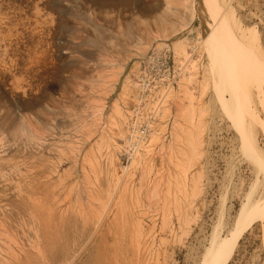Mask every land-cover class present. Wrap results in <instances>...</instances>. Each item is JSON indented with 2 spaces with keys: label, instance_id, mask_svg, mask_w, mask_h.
<instances>
[{
  "label": "rangeland",
  "instance_id": "1",
  "mask_svg": "<svg viewBox=\"0 0 264 264\" xmlns=\"http://www.w3.org/2000/svg\"><path fill=\"white\" fill-rule=\"evenodd\" d=\"M101 1H12L28 6L29 16L42 6L52 42L29 88L19 72L18 90L0 74V264H201L214 231L231 228L237 193L252 179L239 144L243 114L255 115L252 132L264 151L262 98L249 59L233 49L235 36L247 33L264 60V0H219L229 34L219 23L206 42L211 17L191 20L192 0ZM165 22L170 41L156 36ZM171 39H183L189 59ZM97 45L110 64L124 63L111 90L94 78L114 67L90 72V81L80 75L83 53H98ZM154 47L187 62L163 109L170 138L154 135L156 151L121 163L132 73ZM215 58L228 73L222 88ZM125 79L128 92L119 95ZM227 264H264V219L244 231Z\"/></svg>",
  "mask_w": 264,
  "mask_h": 264
},
{
  "label": "bare ground",
  "instance_id": "2",
  "mask_svg": "<svg viewBox=\"0 0 264 264\" xmlns=\"http://www.w3.org/2000/svg\"><path fill=\"white\" fill-rule=\"evenodd\" d=\"M12 1L13 0H0V74L7 76L10 86L18 90L17 87L19 86V79L16 78L17 75L15 76L16 72H19V75L24 78L22 80H25V82H22V80L20 79V83H26L25 86L29 88L33 80H35L37 76L41 74V70L44 69L46 65V51L49 49V47L46 45H48V43L52 41H48V36H50V33L48 32L49 28L47 29L46 27V20H43L42 12L44 10L41 11L40 9L42 6L39 8L37 5L35 6L33 4L35 7L31 5L32 7H34V9L33 13L31 12L32 14L29 16L27 11L29 12L30 10H27L28 8L26 9V7L28 6L24 5V7H19L13 4ZM20 1L23 2L24 0ZM101 2H103V0ZM189 3H191L190 5H188L191 9V20L197 18L203 23V20H205V18L207 19L208 16L211 17V21L209 23V32H204V34L201 36L203 42L209 41V39H211V31L213 30V27H215V25L219 23H221L222 25L221 33L224 36L229 34V17L226 15V12L224 11V8L222 7L219 0H208L206 6L204 5L202 0H200V2L199 0H192ZM27 5L29 4L27 3ZM98 6L101 5L99 4ZM103 9L105 8H102V10ZM45 14L44 17H46ZM52 26H54V24H52ZM156 33V36H158L159 40H164L166 38L167 40L169 39L168 41H170V26H168L166 22L156 31ZM174 35L175 34H172V36ZM235 38L236 39L233 43V49H237L238 51L243 53L247 57V59H249L248 66L253 74L252 80L254 84H256V89L262 98L260 105L264 108V60L254 54V45L251 43L249 37L247 36V33H242L241 36H235ZM227 42H229V40H227ZM171 43H173L174 45L173 48L175 52H177L184 59H189L188 53L183 43V39H171ZM229 46L230 44L228 45V47ZM96 48V50H98V53L88 52V54H85L82 52L84 54L83 56H85V60L83 61V67L80 70V75L82 76V78L90 81V72L96 70L97 68L103 69L105 67H114L115 69L111 71L109 76H98L97 78H94L95 80H97L96 83L98 85H102L103 90H106L107 88L111 90L113 89V84L117 81L119 75L122 72L124 63H121L119 65L110 64V61L102 54H100L106 51V48L102 45H97ZM155 48L156 47L152 49ZM216 60L217 59L215 58V68L219 72L221 79L219 87L222 88L224 85H226L228 73H225V70L223 71L222 66L217 67L219 63ZM20 86H22V84ZM22 89L23 88H21V90ZM128 89L129 82L127 81V79H125L119 95L126 94L128 92ZM224 98L223 100L226 101V99ZM229 99L234 102L233 100H236L238 98L236 94L230 93ZM127 110L128 106L126 108V111ZM113 112L115 116L113 117L114 121H117V118L119 117L121 118V110L117 104ZM240 118L242 121V132L239 136L240 150L246 153L250 158L252 169L249 174L252 179L248 183H246L245 186L240 188V192L237 193L238 208L232 218L231 228L227 231L226 235L222 236L216 234L217 231H214L210 245L204 253L201 264H227V261L232 255L234 248L244 231L247 230L255 222L262 221L264 219V151L257 145L255 135H253L252 132L254 124L253 120L255 118V115L249 114L248 116H246L245 114H243ZM166 120L168 121L169 119ZM168 126L169 122L168 125L165 123L164 127H161L162 131L166 129V127L168 128ZM92 160L93 163L98 165V159L94 158ZM196 176L197 175H195V177ZM196 180L197 179L195 178V180H193L192 182L194 183ZM177 183L175 184L179 185V183ZM140 237L141 227L140 225H137L136 239L138 240L140 239Z\"/></svg>",
  "mask_w": 264,
  "mask_h": 264
},
{
  "label": "built area",
  "instance_id": "3",
  "mask_svg": "<svg viewBox=\"0 0 264 264\" xmlns=\"http://www.w3.org/2000/svg\"><path fill=\"white\" fill-rule=\"evenodd\" d=\"M186 65L187 62L177 63L175 54L169 49H152L137 61L131 77L133 91L128 98L118 144L119 162L130 164L146 159L157 149L156 145H150L154 135H158L162 142L170 138V126L161 129L169 122L162 111L172 102Z\"/></svg>",
  "mask_w": 264,
  "mask_h": 264
}]
</instances>
